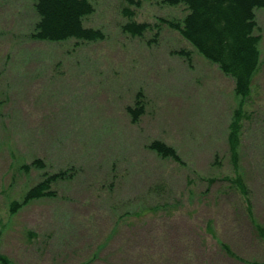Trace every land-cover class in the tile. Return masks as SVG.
Here are the masks:
<instances>
[{"label": "rangeland", "instance_id": "374dc122", "mask_svg": "<svg viewBox=\"0 0 264 264\" xmlns=\"http://www.w3.org/2000/svg\"><path fill=\"white\" fill-rule=\"evenodd\" d=\"M34 1L0 0L7 264H264V7L262 61L242 101L234 79L160 19L182 18L185 5L91 0L84 24L104 37L51 43L28 37ZM130 21L151 27L133 36ZM239 105L236 160L228 133ZM155 139L177 157L151 149ZM57 171L56 195L11 211Z\"/></svg>", "mask_w": 264, "mask_h": 264}, {"label": "trees", "instance_id": "16d2710c", "mask_svg": "<svg viewBox=\"0 0 264 264\" xmlns=\"http://www.w3.org/2000/svg\"><path fill=\"white\" fill-rule=\"evenodd\" d=\"M133 2L134 0H127ZM168 5H185L187 13L182 18H160L179 33L206 59L219 65L220 69L235 81V92L245 100L252 89L256 71L260 68L262 52L261 34L256 10L264 7V0H160ZM33 8L37 20L28 37L34 41L63 42L70 38L96 41L104 37L101 29L85 26L84 20L95 11L91 0H35ZM151 27L148 22L130 21L124 31L133 36H142ZM190 55L185 50H174ZM230 123L228 142L230 153L237 160L240 143V119L242 105L235 110ZM134 119L144 112V107L130 108ZM149 147L165 157H177L174 149L164 141L153 140ZM29 169V165H24ZM41 166V165H40ZM66 176V171L50 174L46 179L31 186L21 203L13 201L11 211L16 212L23 204L45 196L56 195L51 182ZM236 182L243 186V178ZM246 190V189H245ZM258 238L264 240V228L257 226ZM225 244H223L224 246ZM222 247V246H221ZM235 257V252L225 245ZM0 263H9L7 256L0 252Z\"/></svg>", "mask_w": 264, "mask_h": 264}]
</instances>
